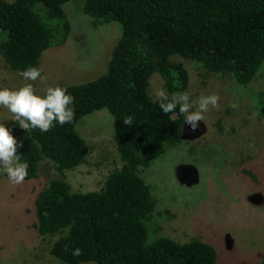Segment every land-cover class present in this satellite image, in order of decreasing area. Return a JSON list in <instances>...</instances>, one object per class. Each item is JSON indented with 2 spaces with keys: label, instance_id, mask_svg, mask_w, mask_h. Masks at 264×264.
Returning a JSON list of instances; mask_svg holds the SVG:
<instances>
[{
  "label": "trees",
  "instance_id": "16d2710c",
  "mask_svg": "<svg viewBox=\"0 0 264 264\" xmlns=\"http://www.w3.org/2000/svg\"><path fill=\"white\" fill-rule=\"evenodd\" d=\"M69 1L0 0V55L12 71L37 68L43 52L66 43L71 26L62 6ZM83 13L94 26L120 27L105 73L66 87L75 98L71 123L46 133L9 127L23 144L17 154L29 166L25 181L37 178L44 161L61 173L36 194L33 229L45 239L58 237L50 254L62 264H219L214 248L201 240L148 243L155 203L140 168L181 142L184 121L178 111L162 112L148 95L149 81L157 74L169 98L184 92L188 72L171 61L179 57L249 85L264 65V0H84ZM256 103L264 118V90ZM101 110L113 119L122 165L99 191L74 193L63 174L87 154L75 125ZM129 115L131 127L123 124ZM76 248L79 256L72 255Z\"/></svg>",
  "mask_w": 264,
  "mask_h": 264
},
{
  "label": "rangeland",
  "instance_id": "374dc122",
  "mask_svg": "<svg viewBox=\"0 0 264 264\" xmlns=\"http://www.w3.org/2000/svg\"><path fill=\"white\" fill-rule=\"evenodd\" d=\"M83 4L84 0H70L62 6L71 31L63 46L43 52L37 68L46 79L24 80L0 55V87L32 84L43 95L49 87L66 88L103 75L121 30L115 23L94 26L83 13ZM171 61L188 72L184 92L194 103L193 111L201 97L213 94L219 96V107L209 106L194 131L183 122L181 142L147 168H140L139 175L149 185L155 203L146 223L148 243L160 237L178 243L197 239L214 248L219 264H264V118L256 103L264 90V65L242 87L233 78L208 73L195 62L179 57ZM160 88L161 78L153 75L148 95L156 100ZM11 118L0 107V122L8 128L18 124ZM75 131L87 154L83 163L63 177L74 193L99 191L122 165L113 142V119L101 110L80 119ZM60 177L48 161L41 163L36 179L19 185L0 174V264H62L50 254L58 237L42 238L32 227L36 194Z\"/></svg>",
  "mask_w": 264,
  "mask_h": 264
},
{
  "label": "clouds",
  "instance_id": "9594fccd",
  "mask_svg": "<svg viewBox=\"0 0 264 264\" xmlns=\"http://www.w3.org/2000/svg\"><path fill=\"white\" fill-rule=\"evenodd\" d=\"M26 81L45 80L41 69L28 67L20 73ZM159 108L163 113H175L184 115V123L188 124L194 131L198 127L197 122L204 120V113L209 106L219 107V96L208 95L199 99L195 105L189 93H174L171 98L163 88L155 92ZM75 98L68 93L67 88L56 86L49 87L43 95L36 93L32 84H25L17 89L0 87V107L7 109L11 113L10 120L17 122L19 128L27 131L38 129L46 133L52 128L64 126L71 123L74 119L75 109L73 107ZM134 116L129 115L124 118L123 124L131 127ZM23 147L22 142L18 141L11 130L0 122V174L6 175L9 183L13 185L22 184L29 175L28 163L21 162L20 155L17 154L19 148ZM81 249L72 250L73 256H79Z\"/></svg>",
  "mask_w": 264,
  "mask_h": 264
},
{
  "label": "water",
  "instance_id": "95a60500",
  "mask_svg": "<svg viewBox=\"0 0 264 264\" xmlns=\"http://www.w3.org/2000/svg\"><path fill=\"white\" fill-rule=\"evenodd\" d=\"M185 170H186V173H188V171H187L188 169H185ZM254 201H255V199H254Z\"/></svg>",
  "mask_w": 264,
  "mask_h": 264
}]
</instances>
